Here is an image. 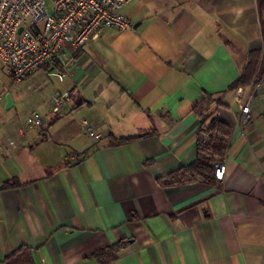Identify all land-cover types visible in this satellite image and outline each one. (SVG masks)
<instances>
[{
    "label": "crops",
    "instance_id": "0c3cea01",
    "mask_svg": "<svg viewBox=\"0 0 264 264\" xmlns=\"http://www.w3.org/2000/svg\"><path fill=\"white\" fill-rule=\"evenodd\" d=\"M122 12L133 29L107 28L73 65L56 59L19 83L44 100L25 114L20 93L7 108L1 80L0 264L20 248L35 264H264V10L132 0ZM66 91L73 103L54 114L49 97ZM206 95L233 125L214 183L174 176L197 157L193 108ZM35 111L41 127L24 122Z\"/></svg>",
    "mask_w": 264,
    "mask_h": 264
},
{
    "label": "built area",
    "instance_id": "2783aa9c",
    "mask_svg": "<svg viewBox=\"0 0 264 264\" xmlns=\"http://www.w3.org/2000/svg\"><path fill=\"white\" fill-rule=\"evenodd\" d=\"M132 0H0V60L12 84L17 85L54 60L73 65L70 57L82 52L105 29H133L122 8ZM60 80L64 74L56 73ZM30 87V86H29ZM249 96L242 105L239 124L245 131L251 121ZM51 111L61 113L72 104L70 92H55L49 99ZM24 122L41 127L43 118L37 111ZM91 137L96 136L89 122L82 120ZM224 157L215 162V176L223 180Z\"/></svg>",
    "mask_w": 264,
    "mask_h": 264
},
{
    "label": "trees",
    "instance_id": "16d2710c",
    "mask_svg": "<svg viewBox=\"0 0 264 264\" xmlns=\"http://www.w3.org/2000/svg\"><path fill=\"white\" fill-rule=\"evenodd\" d=\"M261 10H264V0H258ZM249 61L248 67L244 69L242 75L232 84L234 87L245 85L248 81V74H252L256 63ZM216 105L214 98L210 95L204 96L194 105V111L201 119V124L197 131V157L196 159L181 168L174 176H182L187 178L190 176L199 177L205 182L214 183L215 162L221 159L227 148L226 138L233 131V125L223 120L216 114ZM139 137V136H137ZM137 137L120 138L119 143H125ZM181 178V177H179ZM8 184L16 185L17 182H8ZM121 247V243L115 244L111 249L116 251ZM106 251H100L95 254L101 258ZM6 264H35L33 256L28 248H20L6 258Z\"/></svg>",
    "mask_w": 264,
    "mask_h": 264
},
{
    "label": "rangeland",
    "instance_id": "374dc122",
    "mask_svg": "<svg viewBox=\"0 0 264 264\" xmlns=\"http://www.w3.org/2000/svg\"><path fill=\"white\" fill-rule=\"evenodd\" d=\"M2 62L0 60V67L2 68ZM1 80L5 81V84L8 87V94H16V93H20L23 96V105L21 108V114H25L28 110L31 109V107L33 105H36L38 102H43V98L42 97H36L35 96V91L33 90H27L25 88H18L19 84L14 85L12 84L11 79L9 78V76L7 74H0V86H1ZM47 104H45L43 109H47Z\"/></svg>",
    "mask_w": 264,
    "mask_h": 264
},
{
    "label": "water",
    "instance_id": "95a60500",
    "mask_svg": "<svg viewBox=\"0 0 264 264\" xmlns=\"http://www.w3.org/2000/svg\"><path fill=\"white\" fill-rule=\"evenodd\" d=\"M7 108L11 107L13 102H12V97L10 94H7Z\"/></svg>",
    "mask_w": 264,
    "mask_h": 264
}]
</instances>
